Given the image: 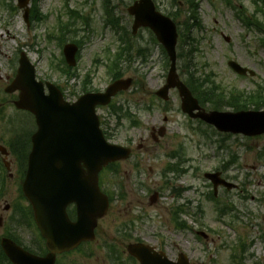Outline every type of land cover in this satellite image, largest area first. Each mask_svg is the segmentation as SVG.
Here are the masks:
<instances>
[{
	"label": "rangeland",
	"instance_id": "obj_1",
	"mask_svg": "<svg viewBox=\"0 0 264 264\" xmlns=\"http://www.w3.org/2000/svg\"><path fill=\"white\" fill-rule=\"evenodd\" d=\"M133 1L111 0L122 32H132L133 18L127 8ZM156 1L163 12L177 11L170 0ZM227 1L199 0L200 24L187 37V43L194 42L192 39L197 41L196 52L187 57L182 53L178 59V71L183 80L195 70L197 77H210L223 90L256 91L264 86V15L253 0H230V4ZM7 4L17 6V0H0V144L10 146L12 142L16 143L17 149H23L27 145L28 130H35L34 121L23 111L18 114L14 100L19 92L6 91L19 67L21 54L25 53L35 65L38 79L64 87L68 98L73 101L82 94L81 78L88 71L93 73L92 85L95 89H105L111 83L106 66L107 49L112 54L116 53L119 41L118 34L104 26L106 15L100 0L37 1L35 6L40 8L41 13L47 14L48 19L42 23H30L29 26L24 21L23 10H9ZM67 5L69 9L76 8L90 18L89 27H80L78 34L75 28L63 36L66 40L64 45L71 39L83 40L77 68L78 80H69L60 73L56 64L62 58L63 47L58 39L48 38V34L58 33L57 18L62 15L66 19ZM180 9L176 19L178 23L185 22L187 18V6L181 5ZM244 17L252 19L255 25L249 28ZM152 36L148 29H142L132 38L135 45H147L151 53L147 62L138 58L125 67V77L134 81L144 79L145 87L142 91L134 85L115 100L114 104L123 107L121 114L125 113L124 109L130 110L135 117L124 119L118 133L121 138L125 135L139 137L148 135L152 127L166 125L168 136L159 144L161 148L144 157L143 167L148 176L145 180L140 179L144 185H136L139 182L135 180L136 176L129 179L131 191L124 199L114 201L108 214L99 221L96 239L70 255L62 264H114L108 256V244L112 243V237L120 235L118 229L122 226L128 227L127 232L145 237L148 243L164 248L172 258L177 257L178 251H185L192 264H236L232 254L243 251L239 264H264V159H258L259 153L264 150V135L255 138L225 136L202 121L191 123L181 111V101L175 90L171 91L167 103L155 99L152 94L165 83L168 67L165 68L166 54L153 42ZM185 45L184 51L187 52L190 44ZM180 51L181 48L178 49ZM230 60L254 70L256 76H239L229 67ZM187 64L190 68L186 67ZM99 112L110 121L112 128L116 126L115 117L110 116L109 109ZM165 117L169 120L167 124L164 123ZM138 119L140 124L135 122ZM135 123L139 126H132ZM171 145L184 148L183 157L187 162L183 165L188 167V173L173 179L171 187H194L185 191L181 198L172 195L171 187H165V178L161 176L162 168L171 163L163 155V150L170 149L168 146ZM233 158L237 159L226 175L230 181L240 184V188L227 192L220 190L217 197L224 204L235 207L225 217L234 225L227 227L219 220L215 202L208 199L212 188L205 181L204 174ZM170 176L174 178L172 174ZM154 190L163 191V198L152 205L150 196ZM4 191L6 194L0 198V217L4 225L0 227V235L12 222L17 236L25 245L40 249L34 222L25 218L26 213L21 215L15 209L17 207H12L19 200L14 181L6 180ZM187 200L192 201L190 214H182L181 218L194 227V234L185 229L177 230L172 219V210L178 205H185ZM22 203L26 207L24 200ZM198 206L203 207L202 213L197 210ZM236 214H239L241 222L232 219ZM198 231H203L208 238L198 234ZM127 241L117 245L125 250Z\"/></svg>",
	"mask_w": 264,
	"mask_h": 264
},
{
	"label": "water",
	"instance_id": "obj_2",
	"mask_svg": "<svg viewBox=\"0 0 264 264\" xmlns=\"http://www.w3.org/2000/svg\"><path fill=\"white\" fill-rule=\"evenodd\" d=\"M20 2L26 5L28 0ZM128 11L135 18L134 32L140 27L151 28L172 61L167 84L158 91L159 96L168 99L170 89L176 87L182 97V109L190 116L215 125L223 132L248 136L264 134V110L206 112L199 106L177 73L176 24L157 11L153 0L135 1ZM76 51L73 45L66 48L70 65L76 63ZM229 64L239 74L248 72L236 62ZM131 82V79L119 80L105 95H87L77 103L69 104L51 84H48L50 95H45L42 84L34 80L33 66L26 58L22 59L18 78L8 90L20 89L17 106L32 111L37 118L39 129L33 136L34 147L29 158L24 193L33 206L36 222L47 239L50 253L46 257H38L5 239L4 250L15 264H54L56 253L71 250L82 241L94 238L97 217L103 216L108 209V199L98 187V173L104 165L121 156L118 146L104 140L94 107L108 102L117 91L128 89ZM82 164L87 172L82 170ZM214 181L217 184L215 178ZM72 202L78 205L77 222H71L66 214V207ZM129 251L142 264H170L149 246L132 245Z\"/></svg>",
	"mask_w": 264,
	"mask_h": 264
},
{
	"label": "flooded vegetation",
	"instance_id": "obj_3",
	"mask_svg": "<svg viewBox=\"0 0 264 264\" xmlns=\"http://www.w3.org/2000/svg\"><path fill=\"white\" fill-rule=\"evenodd\" d=\"M168 122V118H164V123ZM157 128L152 127L150 134L148 135H141L140 139L143 140L142 142H138V137L134 136H128L125 135L123 138H121L118 131H115L113 129L106 128V136L108 139L114 143L123 145L125 147H128L132 150V157L128 160H120L117 162L112 163L109 170H105L102 172V177L105 174L110 176L111 179V190L116 193L117 197L121 198L125 196V193L131 191V187H129L128 181L132 177L136 176V179L139 180L140 178L146 177L145 174V168L144 166V159L142 156H145L147 153L152 154L156 149H159L161 146V143L167 138L168 136V129L166 127L165 137L159 139L157 137ZM152 141L154 143H152ZM160 144V145H159ZM135 146H137V150H135ZM173 152L171 154L176 153V149L171 145L168 146ZM141 154V155H139ZM11 167L14 172L13 174L9 173L7 180L11 179L14 181L16 189H18V183H21L20 179V168L17 165V161L15 156L12 154V157L10 158V164L8 165ZM7 167V166H6ZM150 166H148V169ZM104 176V177H105ZM102 179V178H101ZM0 182H1V189H4L6 185V177L4 175V171L0 168ZM105 179L102 183V186L104 187ZM106 187V186H105ZM157 192V191H155ZM158 193V192H157ZM160 193V192H159ZM158 193V199L161 198L160 194ZM136 241V240H135ZM136 242H140V240H137Z\"/></svg>",
	"mask_w": 264,
	"mask_h": 264
},
{
	"label": "trees",
	"instance_id": "obj_4",
	"mask_svg": "<svg viewBox=\"0 0 264 264\" xmlns=\"http://www.w3.org/2000/svg\"><path fill=\"white\" fill-rule=\"evenodd\" d=\"M105 5L107 8H109V5L111 3V0H104ZM179 0H173L175 5H177ZM186 4L189 5V17L187 19L188 22L191 23V27H193L195 24L199 22V14H198V8L199 4L196 0H184ZM110 13V11H108ZM189 68V67H188ZM190 78L187 79V84L191 88V90L194 92V94L199 98V100L203 103V105H206L207 103H211L215 108H218V105L220 102H223V99L225 98V94L222 92L220 93L219 90L208 84L207 80H202L199 77L196 76L195 72L190 73ZM257 98V97H256ZM232 102H235L237 105H241V102H244L243 100H239V98H230ZM230 101V104H233ZM257 102V101H256ZM239 106L237 108H239ZM0 264H10L7 258L4 256V254L0 251Z\"/></svg>",
	"mask_w": 264,
	"mask_h": 264
}]
</instances>
